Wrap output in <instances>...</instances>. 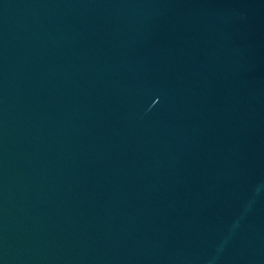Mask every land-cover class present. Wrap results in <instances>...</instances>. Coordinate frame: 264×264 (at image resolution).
Here are the masks:
<instances>
[{
	"label": "water",
	"instance_id": "1",
	"mask_svg": "<svg viewBox=\"0 0 264 264\" xmlns=\"http://www.w3.org/2000/svg\"><path fill=\"white\" fill-rule=\"evenodd\" d=\"M0 264H264V0H0Z\"/></svg>",
	"mask_w": 264,
	"mask_h": 264
}]
</instances>
